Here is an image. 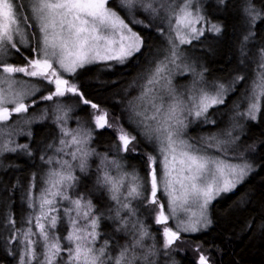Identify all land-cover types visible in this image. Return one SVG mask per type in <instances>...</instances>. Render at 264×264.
Returning <instances> with one entry per match:
<instances>
[{
	"label": "snow or ice",
	"instance_id": "1",
	"mask_svg": "<svg viewBox=\"0 0 264 264\" xmlns=\"http://www.w3.org/2000/svg\"><path fill=\"white\" fill-rule=\"evenodd\" d=\"M226 3L0 0V157L33 155L32 131L22 125L51 120L58 141L37 154L47 168L37 194L28 201V226L15 227L11 214L5 218L11 233L6 243L17 244L12 252L17 264H158L160 255L168 257L164 264H180L173 253L183 251L177 244L184 242L182 234L207 231L212 202L255 171L238 141L244 122L258 121L264 112V44L257 46L255 57L249 55L257 23L264 27V9L253 0L241 2L237 42L238 62L255 64L250 78L238 72L227 84L210 83L207 68L190 55L193 49L210 51L211 42L222 36L223 25L208 9ZM134 25L162 36L161 46L155 52L146 46ZM137 54H148L149 68L137 97L140 103L129 102L130 131L86 96L75 77L78 70L100 62L126 65ZM177 75L190 76V85L178 90L173 84ZM237 85L245 89L246 106L243 111L237 107L230 127L208 137L190 136V125L216 123L209 110L224 105ZM72 97L75 106L94 110L90 126L77 122L69 128L74 109L65 98ZM42 102L52 103L36 109ZM29 109L34 111L20 115ZM13 115L19 118L12 120ZM97 129L113 133L109 150L97 151L93 145ZM19 135L29 142L18 143ZM247 147L255 150L254 145ZM137 156L142 158L140 170L128 163ZM84 178L90 188L82 185ZM35 181L33 175L30 192ZM61 221L66 225L63 235L56 231ZM189 246L192 264H216L202 241Z\"/></svg>",
	"mask_w": 264,
	"mask_h": 264
},
{
	"label": "trees",
	"instance_id": "2",
	"mask_svg": "<svg viewBox=\"0 0 264 264\" xmlns=\"http://www.w3.org/2000/svg\"><path fill=\"white\" fill-rule=\"evenodd\" d=\"M241 2L242 0H227L225 5H215L208 9L213 20L223 25L222 36L212 41V49L204 56L209 79H220L228 83L238 72H242L246 78L252 76L254 62L250 60L246 65L238 62L237 42L242 15ZM253 2L257 8L264 9V0H253ZM213 3L214 1L211 2ZM256 27L255 42L249 45L251 49L249 55L252 57L256 55L257 46L264 44V27L259 22ZM139 32L145 38L146 46L152 47L154 52L160 47L163 39L158 33L149 30H139ZM137 57H133L126 65H113L110 70L105 67L106 64H97L82 70L77 77L86 96L99 103L101 107L107 108L110 119L119 118V123L130 131L132 127L126 115V111H129L128 98L130 100L133 85L149 68V64L146 63L148 54L144 56L137 54ZM244 94L245 89L237 85L235 91L227 96L224 105H217L209 110V115L216 123L197 122L192 125L188 134L192 137H208L230 127L237 107L240 111L245 109ZM65 99L71 104L75 100L74 97ZM49 103L52 102L37 104L36 109ZM72 106L73 117L84 118L87 127L90 126L91 112L94 110L87 106L77 107L74 104ZM33 111L34 109H29V113L25 115ZM15 117L16 115H13L12 120ZM23 127L25 130L30 127L32 131L30 146L33 148V155L6 153L0 157V264H17V259L12 254L13 250L17 249V244L6 243L11 238V233L5 224V218L11 214L16 221L15 227L28 226L25 221L32 212L28 206L29 193H31L30 178L35 175L38 183L47 168L37 158V154H44V145L57 141V128L51 120L33 123L30 126L23 125ZM113 140L114 135L110 130H96L93 145L97 151H107L112 147ZM16 141L29 142V137L20 135L16 137ZM238 144L239 151H242L245 158L254 164L255 171L234 192L213 203L212 224L207 231L198 236L182 234L184 242L178 241L177 244L183 251L173 253L180 264H192L194 253L189 244L193 240L202 241L203 246L210 249L216 264H264V112L258 121L244 122V133ZM248 145H254L255 150H249ZM146 150L152 151L151 146H147ZM47 154L52 155L53 150L47 149ZM128 163L138 170L142 168V158L139 156L133 157ZM83 184L91 187L88 178L82 180ZM148 222L149 217H145V223ZM155 227L152 231L156 234L157 246H159L161 237L155 232ZM65 228L66 225L61 221L56 231L63 235ZM167 259V256L160 255L158 264H164Z\"/></svg>",
	"mask_w": 264,
	"mask_h": 264
},
{
	"label": "rangeland",
	"instance_id": "3",
	"mask_svg": "<svg viewBox=\"0 0 264 264\" xmlns=\"http://www.w3.org/2000/svg\"><path fill=\"white\" fill-rule=\"evenodd\" d=\"M214 0H205V3L206 4H209V5H211V2H213ZM133 27V30L134 31H138L139 32V30H142V31H146L147 29H143V28H141L140 26H138V25H134V26H132ZM140 33V32H139ZM162 39H163V37H162ZM212 43V42H211ZM162 44V43H161ZM161 44H160V46H161ZM183 47H185V48H190V47H192V46H183ZM209 51H208V49L207 48H204V49H193V51L190 53V55H193L195 58H196V60L197 61H199V63L200 64H202L204 67H206L207 68V64H206V62H204V56H205V54L206 53H208ZM16 59L18 60L19 58L18 57H16ZM108 63H111L112 65H117L114 61L113 62H100V63H97V64H108ZM97 64H94V65H97ZM94 65H91V66H87V67H85L84 69H86V68H89V67H92V66H94ZM55 66V65H54ZM84 69H80V70H78V72L76 73V77H75V79H77V77H78V75L80 74V72L82 71V70H84ZM145 73H146V71H145ZM145 73H143L142 74V76L139 78V80H138V82H136L134 85H133V92H132V94H131V98H130V100H129V98H128V104L127 105H129V102L130 101H136L137 102V104H139L140 102L139 101H137V97L140 95V91H141V88H142V86H143V78H144V76H145ZM17 75H22V74H17ZM66 76H67V74H65ZM205 77H206V79L211 83V82H217V83H225V84H227L225 81H221L220 79H209L208 77H207V72L205 73ZM25 79H31V78H25ZM190 83H191V78H190V76H188V75H184V76H180V75H177V76H175V78H174V80H173V84L177 87V89L178 90H183L184 88H186L188 85H190ZM37 95H39V93H37ZM49 104H51V103H49ZM44 106H46V105H48V104H43ZM69 105H73V104H71V103H69ZM73 107V106H72ZM20 115H25V114H20ZM126 115H127V118H128V122L130 121V120H132L133 119V117H132V115H131V113L129 112V111H126ZM70 116H74L73 115V112L72 113H70ZM19 117L16 115V117L13 119V120H17ZM81 119H76V118H74L73 117V119H70L69 121H68V126L70 127L71 125L70 124H72L73 126H71V128H75V127H77L78 125H77V122H79L80 124H82L83 126H85V127H87V124H86V120L84 119V118H82V117H80ZM9 123H11V121H9ZM130 124V123H129ZM131 125V124H130ZM192 125H194V124H192ZM192 125H190L189 126V128H188V132L190 131V128L192 127ZM22 127H23V125H22ZM131 127H132V125H131ZM97 130H99V129H97ZM20 136V135H19ZM17 137V136H16ZM16 137H15V139H16ZM129 170H131V169H129ZM44 174V173H43ZM252 174V173H251ZM250 174V175H251ZM249 175V176H250ZM248 176V177H249ZM42 177V176H41ZM40 177V178H41ZM248 177L243 181V183L248 179ZM40 178H39V181H38V183H36V181H35V183H36V189H32L31 190V193H29V197L30 198H33V197H35V195L37 194V189H39V187H40ZM36 180H38L37 178H36ZM243 183H241V184H243ZM39 184V185H38ZM240 184V185H241ZM239 186V185H238ZM237 186V187H238ZM35 190V191H34ZM236 190V189H235ZM234 190V191H235ZM233 191V192H234ZM232 193V192H231ZM228 194H230V193H227V194H221L217 199H215L213 202H212V204L209 206V215H210V217H211V208H212V205H213V203L215 202V201H217V200H219V199H221L222 197H224V196H226V195H228ZM166 211H167V208H166ZM169 223H171V225H172V223H173V221L170 219V221H169ZM33 231H36V229H35V227H33ZM185 235H188V236H191L190 234H185Z\"/></svg>",
	"mask_w": 264,
	"mask_h": 264
}]
</instances>
